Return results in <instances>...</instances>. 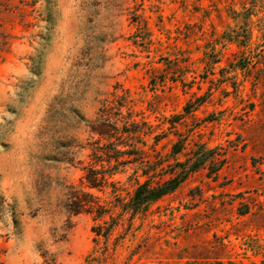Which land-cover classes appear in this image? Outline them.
Returning <instances> with one entry per match:
<instances>
[{
	"label": "rangeland",
	"instance_id": "obj_1",
	"mask_svg": "<svg viewBox=\"0 0 264 264\" xmlns=\"http://www.w3.org/2000/svg\"><path fill=\"white\" fill-rule=\"evenodd\" d=\"M251 4L0 0L1 264H82L93 222L71 195L109 204L112 184L126 196L199 155L114 230L115 264H264V0ZM112 149L118 172L88 188Z\"/></svg>",
	"mask_w": 264,
	"mask_h": 264
},
{
	"label": "trees",
	"instance_id": "obj_2",
	"mask_svg": "<svg viewBox=\"0 0 264 264\" xmlns=\"http://www.w3.org/2000/svg\"><path fill=\"white\" fill-rule=\"evenodd\" d=\"M263 0H253L251 8L256 6V3ZM98 134L106 136L111 140L114 139L113 133L107 129H93ZM139 131H137L138 133ZM136 131H132L135 134ZM180 142V141H179ZM119 144H123L122 142ZM178 144V143H177ZM173 145V153L176 154L182 150L180 144ZM113 152V153H112ZM104 152V159L101 162H105L106 168L101 166L99 169L86 168L84 169L83 178L88 188H94L97 190H103L107 184H109V178L117 173L118 166L122 165L125 158L119 155L118 149H112ZM115 152V153H114ZM131 156V155H130ZM133 158V157H132ZM212 157L197 156L196 160L188 167L181 163L179 171L172 170L168 173V177L152 182L150 180L151 175L148 173H142L145 179L137 181L131 192L126 196H122L118 193V189L112 184V199L108 203H101L98 199L96 201L91 200V196L81 193L80 197L71 195L68 207L73 214L86 213L91 216L92 225L90 231L92 233L93 246L91 251L85 256L82 264H115L113 254L115 248L108 246V240L111 237L114 230L122 224V221L126 220L128 230H131L134 224V218L144 210V208L151 202H154L162 196L173 192L178 186L187 178V176L194 171H197L200 167L210 160ZM112 161L114 162L112 164ZM98 170V171H96ZM112 209H117L116 215L112 216ZM107 260V261H106ZM108 260L110 261L108 263ZM1 264V262H0ZM42 264H58L53 258H47L43 256Z\"/></svg>",
	"mask_w": 264,
	"mask_h": 264
}]
</instances>
